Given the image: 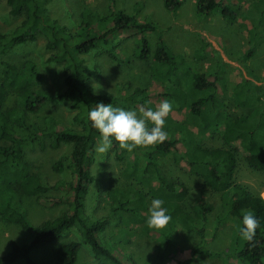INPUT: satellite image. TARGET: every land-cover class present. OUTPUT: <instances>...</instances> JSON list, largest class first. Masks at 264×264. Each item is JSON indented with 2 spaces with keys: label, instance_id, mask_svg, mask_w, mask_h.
<instances>
[{
  "label": "trees",
  "instance_id": "1",
  "mask_svg": "<svg viewBox=\"0 0 264 264\" xmlns=\"http://www.w3.org/2000/svg\"><path fill=\"white\" fill-rule=\"evenodd\" d=\"M49 1L7 0L11 15L20 17L21 21L15 29L0 37V52L6 54L15 46L34 42L43 36L46 48L51 52L50 60L64 67L66 85L64 91L52 95L33 85L37 75L33 62L26 61L20 66L8 61L1 64L0 219L20 224L33 231V236L23 244L10 241L11 250L0 255V264H14L18 259L26 264H43L31 257L32 251L62 238L69 229H76L81 240H69L58 246L55 252L57 264H75L83 244L92 248L101 264H138L124 256L123 249L114 250L110 243L100 239L99 234L111 223L110 215L92 217L87 212L90 186L95 180L92 167L100 140L99 133L87 119V113L98 102L107 104L116 99L97 93L85 55L104 46L114 61H129V57L114 45V37L120 33L137 35V56L149 62L155 82L163 86L169 82L174 84L164 86L159 93L173 103V109L163 126L166 139L152 146L133 148V156L126 160L119 184L107 188L111 212L125 227L141 228L147 236L153 237L161 261L196 264L180 257V247L175 244L176 226L180 223L199 237L192 256L205 255L209 264L216 261L264 264V197L236 180L242 151L249 166L264 173V86L260 79L242 77L234 84L231 90L234 104L250 111L247 115H234L222 107L220 101V93L225 89L223 63H218L212 71L193 70L182 54L172 50L158 23L124 10L94 15L92 9L85 8L76 31L70 32L66 24L51 17ZM163 3L169 13L175 14L182 0H163ZM234 5L232 0H197V14L200 18L220 14L230 21H237L241 15L247 24L250 21V46L245 54L248 58L254 54L253 47L258 40L264 39V0L252 2L245 10ZM148 31L157 33L155 47L146 36ZM142 92L143 95L136 100L140 107L158 106L152 90ZM145 100L150 104L144 105ZM50 101L69 103L75 111L74 122L78 126L64 125L52 116L44 118V125L30 122V115L40 112ZM179 112H186L185 120L179 118ZM17 130H26L28 137L39 139L43 146L50 141L54 148L64 143L71 147L66 160L60 159L53 166L57 172L68 171L72 175V179L64 183L68 192L62 198L49 199L65 202L68 209L37 227L28 217L23 194L44 193L47 188L31 173L24 152L27 138ZM209 131L218 133L222 146L204 144ZM112 144L116 157L124 160L125 149H121L116 141ZM162 158L186 164L207 188L222 194L223 212L217 216L212 238L217 237L232 220L233 231L227 248L215 251L206 247L212 239L206 235V225L215 204L199 198L192 205L193 214L184 208L188 188L184 182L166 173L161 165ZM152 198H161L171 216L168 224L159 230L149 229L145 224ZM244 211H252L259 220V227L250 241L241 239L237 233Z\"/></svg>",
  "mask_w": 264,
  "mask_h": 264
},
{
  "label": "rangeland",
  "instance_id": "2",
  "mask_svg": "<svg viewBox=\"0 0 264 264\" xmlns=\"http://www.w3.org/2000/svg\"><path fill=\"white\" fill-rule=\"evenodd\" d=\"M254 1L256 0H232V4L245 10L250 8ZM85 8L92 9L94 15H108L116 10H124L129 14H137L141 19L158 23L172 50L182 54L188 66L195 71H212L218 63H223L225 89L220 93L222 107L234 115L250 113L248 109L238 108L234 104L231 90L242 77H257L264 86V39L258 40L253 47L254 54L245 58L250 46L252 24L250 21L247 24L241 15L237 17V21L227 20L220 14L200 18L197 14V0H182V5L175 14L165 9L163 0H51L48 3V12L51 17L66 24L70 32L76 31L81 22V12ZM20 21V17L11 15L7 0H1L0 37L15 29ZM146 36L155 47L157 33L148 31ZM114 45L129 57V61H114L107 54L104 46L85 55L97 93L114 97L116 101L112 103L113 106L138 110L140 106L136 100L143 95L142 90L149 89L153 91L154 100L159 104L164 99L159 95L160 91L164 86L167 88L174 84L169 82L163 86L153 80L149 62L142 61L137 56V35L120 33L114 37ZM50 56L51 52L46 48V39L39 36L36 41L15 46L6 54L0 52V72L4 61L17 66L31 61L36 65L37 70L33 83L35 88L56 95L65 90V70L61 64L50 60ZM74 114L75 111L69 103L50 101L40 112L30 115L29 121L44 125V118L52 116L59 123L75 127L78 125L74 122ZM178 115L181 120H185L186 112H179ZM19 132L27 138L24 143V152L25 159L30 164L31 173L47 188L44 193H22L28 217L34 227H37L49 219L60 216L68 209L65 202L49 199L62 198L68 192L64 183L70 181L72 175L68 171L57 172L53 166L60 159L66 160L71 147L64 143L54 148L50 141H46L43 146L39 139L28 137L26 130ZM203 142L209 147L223 145L218 133L214 131H209ZM99 143L100 140L97 146ZM124 155V160L118 159L113 144L106 153L95 152L96 158L92 167L95 180L90 186L87 212L92 217L104 215L111 217V223L104 232L99 234V237L104 243H110L114 250L123 249V255L134 259L138 264H178L177 260H159L155 239L147 236L141 228L125 227L119 221V217L110 210L106 190L112 185L119 184L125 162L133 156V149L125 150ZM244 155L243 151L239 155L236 180L264 197V173L252 169ZM162 164L166 173L187 186L188 196L184 208L193 214L192 205L199 198H206L215 204L206 225V235L212 238L217 216L223 212L222 194L207 188L199 177L189 171L186 164L174 163L170 158H162ZM39 196L43 199L41 197L39 199ZM198 224H200L199 220ZM232 231L233 221L229 220L218 236L212 238L206 247L215 251L227 248ZM32 236L33 231L23 228L20 224L0 219V255L11 250L10 241L14 240L23 244L30 241ZM69 240H81L76 229H69L62 238L33 250L31 257L43 264H57L55 252L58 246ZM198 240L199 237L194 231L186 229L180 223L177 224L175 244L180 247V257L196 264H209L205 255L192 256ZM14 264L26 263L18 259ZM75 264L101 263L95 257L92 248L88 244H83ZM215 264L223 263L216 261Z\"/></svg>",
  "mask_w": 264,
  "mask_h": 264
},
{
  "label": "clouds",
  "instance_id": "3",
  "mask_svg": "<svg viewBox=\"0 0 264 264\" xmlns=\"http://www.w3.org/2000/svg\"><path fill=\"white\" fill-rule=\"evenodd\" d=\"M150 104L145 100L144 105ZM173 109L168 99L160 101L158 106L125 109L113 106L112 103L98 102L89 109L87 119L91 127L99 133L100 143L96 151L106 153L113 141L118 142L121 149L131 151L136 147H148L164 141L167 137L163 130L165 118ZM151 124V127L148 125ZM161 198H152L148 206L145 224L149 229L159 230L171 219ZM259 220L252 211H244L237 225V233L243 240L253 239Z\"/></svg>",
  "mask_w": 264,
  "mask_h": 264
}]
</instances>
